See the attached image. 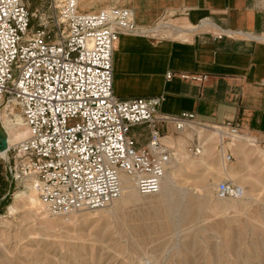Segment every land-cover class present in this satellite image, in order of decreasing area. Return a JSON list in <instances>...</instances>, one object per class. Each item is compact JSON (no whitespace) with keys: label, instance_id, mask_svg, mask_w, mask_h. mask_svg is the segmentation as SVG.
I'll use <instances>...</instances> for the list:
<instances>
[{"label":"built area","instance_id":"obj_1","mask_svg":"<svg viewBox=\"0 0 264 264\" xmlns=\"http://www.w3.org/2000/svg\"><path fill=\"white\" fill-rule=\"evenodd\" d=\"M46 3L52 14L40 15L34 26L35 14L24 0H0V110L19 116L28 133L7 145L0 164L14 183L33 184L50 215L108 207L122 193V175L134 181L139 195L157 194L174 156L167 137L212 128L224 161L233 160L230 150L222 149L241 137L237 126L207 127L193 113L163 115L158 111L161 97L114 95L113 56L119 36L166 38L165 30L173 28L167 19L145 29L135 24L128 8L88 13L79 11L77 0ZM159 22L163 26L157 31ZM225 36L232 34H214L215 39ZM180 78L203 81L195 75ZM137 126L148 129L141 148L130 136ZM186 148L199 156L203 145L195 136ZM216 195L239 199L244 190L226 180L217 185Z\"/></svg>","mask_w":264,"mask_h":264},{"label":"rangeland","instance_id":"obj_2","mask_svg":"<svg viewBox=\"0 0 264 264\" xmlns=\"http://www.w3.org/2000/svg\"><path fill=\"white\" fill-rule=\"evenodd\" d=\"M28 8L35 9L34 26L40 15L52 14L45 0H32ZM0 114L9 124L7 140L14 130H26L15 114L4 109ZM215 131L169 137L174 153V167L165 174L169 191L135 193L132 202L119 198L104 209L65 216L50 215L37 198L38 212L21 203L11 215L14 194L31 193V183L9 187L0 164V195L9 191L0 213V264H264V143L253 142L254 147L247 139L254 137L241 134L243 141L234 139L224 148L233 157L227 163ZM195 136L204 146L199 156L186 148ZM226 180L244 190L240 199L217 197V185ZM164 210H170L169 218Z\"/></svg>","mask_w":264,"mask_h":264},{"label":"crops","instance_id":"obj_3","mask_svg":"<svg viewBox=\"0 0 264 264\" xmlns=\"http://www.w3.org/2000/svg\"><path fill=\"white\" fill-rule=\"evenodd\" d=\"M24 2L32 4V0ZM39 2L42 0H35ZM77 3L79 11L88 13L108 7L128 8L135 24L145 29L153 28L163 17L171 26L180 25L175 26L177 35L183 34L184 28L187 31L185 40L171 37L173 28L165 30L163 39L119 36L113 56V92L117 98L161 97L158 111L163 115L193 113L207 127L229 123L241 134L264 139V0ZM30 10L35 14V9ZM225 32L232 37L214 38V34ZM167 73L170 79H166ZM181 74L201 76L203 81H184ZM130 136L138 148L144 147L148 129L133 127ZM177 137L185 138V134ZM12 183L10 180L9 187ZM8 194L0 195V213Z\"/></svg>","mask_w":264,"mask_h":264},{"label":"bare ground","instance_id":"obj_4","mask_svg":"<svg viewBox=\"0 0 264 264\" xmlns=\"http://www.w3.org/2000/svg\"><path fill=\"white\" fill-rule=\"evenodd\" d=\"M163 26V23H161V22H159L158 23V26H157V31L158 30H160V28ZM180 26V25H179ZM182 26V25H181ZM172 27H173V30H174V33H170L171 34V37H175L176 39H182V40H185L186 39V37L188 38V36H187V31L185 30V28H184V31L185 32H182L183 34H179V35H182V37H180L179 35H177L176 33H177V31L178 30H176L175 29V25H172ZM181 31V30H180ZM175 35H177V37L175 36ZM15 116V115H14ZM13 116V117H14ZM19 117V116H18ZM20 118V117H19ZM21 119V118H20ZM11 121H12V119H11ZM21 121H22V119H21ZM10 123H12V122H10ZM8 123H7V121L5 120V119H3L2 118V116H1V114H0V126L2 127V129L4 130V132H5V135H6V137H7V134H8V129H9V127H8ZM199 129H202V128H199ZM216 132V131H215ZM7 133V134H6ZM217 133V132H216ZM27 135H28V133H27V130H25V131H20V130H14L13 132H11L10 133V135H9V139L7 140V145L8 146H10V145H12V144H14V143H17V142H19V141H21V140H23V139H25L26 137H27ZM217 135H218V133H217ZM211 136V135H210ZM168 138V137H167ZM167 138H165V140L167 139ZM245 138V137H244ZM211 139V138H210ZM218 139H219V137H218ZM248 140H249V143L250 144H252V146H256L254 143H253V140H250V138H247ZM17 140H19V141H17ZM164 140V141H165ZM169 140V139H168ZM237 140L238 141H243V139L242 138H240V137H238L237 138ZM14 141H16V142H14ZM166 142V141H165ZM169 142V141H168ZM211 147V146H210ZM242 147V146H241ZM240 147V148H241ZM203 148H204V146H203ZM203 148H202V151H203ZM224 148L225 147H223V149H222V151L224 150ZM240 148H238L239 150H240ZM208 149V148H207ZM206 149V150H207ZM205 150V149H204ZM208 150H210V149H208ZM202 151H201V153H202ZM240 151H242V148H241V150ZM243 152V151H242ZM180 153V152H179ZM206 153V152H205ZM238 153H240L239 151H238ZM0 154L1 155H4V152H0ZM178 155V154H177ZM201 155V154H200ZM220 156H221V158L223 159V155H222V152L220 153ZM174 158V157H173ZM172 158V160H171V162L169 163V165L168 166H170L171 168H173L174 166H172V164H173V159ZM179 158H181V157H179ZM183 158V157H182ZM201 158H202V156H201ZM167 170H168V168H167ZM167 170H166V172H167ZM166 172H165V174H166ZM121 184H122V193H121V195H120V197L119 198H121L122 199V201L124 200L126 203L127 202H132L133 201V199L135 200V193H137L136 192V190H135V188H134V195L133 194H131V185L133 184L134 185V181L131 179V178H129V177H126V176H124V175H122L121 176ZM171 185V180H170V178L168 177V176H164V178H163V180H162V182H161V187H160V190H159V194H161L163 191H165V192H167V191H169V186ZM28 188L30 189V191H31V193H29V194H26L25 192H22L20 195H16V194H14V197H15V200H14V204H12L10 207H9V212H10V214L12 215L14 212H15V210L18 208V206H20V204L22 203V205L25 207V206H27L29 209H32V210H34L35 212H38V209H39V207L41 206L39 203H38V201L40 202V203H42L40 200H39V198L37 197V194H36V191H35V189L33 188V184H31L30 185V187L28 186ZM132 191V192H133ZM157 193V194H158ZM38 199V201H37V199ZM118 198V199H119ZM117 199V200H118ZM240 199V198H239ZM117 200H115V201H117ZM119 203V202H118ZM43 204V203H42ZM124 204V203H123ZM44 206V205H43ZM229 207V206H228ZM44 208H45V206H44ZM46 211V210H45ZM47 213V212H46ZM157 214V216L159 215V213H156ZM163 214H164V216L166 215L167 217L168 216H170V210H164L163 211ZM155 215V214H154ZM153 216V215H152ZM156 216V215H155ZM165 216V217H166ZM165 217H164V219H165ZM169 218V217H168ZM158 221V220H157ZM162 221V220H161ZM166 225H168V224H166ZM165 227V226H164ZM166 228H167V226H166Z\"/></svg>","mask_w":264,"mask_h":264},{"label":"water","instance_id":"obj_5","mask_svg":"<svg viewBox=\"0 0 264 264\" xmlns=\"http://www.w3.org/2000/svg\"><path fill=\"white\" fill-rule=\"evenodd\" d=\"M7 150V138L4 130L0 126V152H4Z\"/></svg>","mask_w":264,"mask_h":264}]
</instances>
